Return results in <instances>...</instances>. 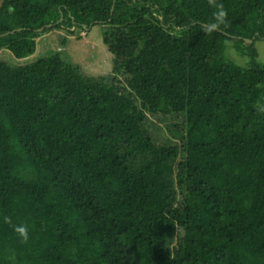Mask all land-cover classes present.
Masks as SVG:
<instances>
[{"label":"trees","instance_id":"obj_1","mask_svg":"<svg viewBox=\"0 0 264 264\" xmlns=\"http://www.w3.org/2000/svg\"><path fill=\"white\" fill-rule=\"evenodd\" d=\"M217 3L208 34V0H0L18 60L89 24L112 55L0 61V264H264V0Z\"/></svg>","mask_w":264,"mask_h":264},{"label":"rangeland","instance_id":"obj_2","mask_svg":"<svg viewBox=\"0 0 264 264\" xmlns=\"http://www.w3.org/2000/svg\"><path fill=\"white\" fill-rule=\"evenodd\" d=\"M73 30V28H71ZM81 33L79 28H75L72 35H67L64 31L45 33L41 36L33 55L22 60L16 59L10 52L0 50V61H3L11 66H19L25 63L32 62L37 53H40V47L45 46L47 50L52 52L62 51V55L66 61L75 66L82 75L87 77L101 78L111 74L112 55L108 52L107 47L103 44L102 35L104 28L99 24H89ZM81 33V34H80ZM67 38L64 47L59 45V40ZM252 40V39H250ZM258 57L264 60V37L255 43ZM61 49V50H60ZM229 58L235 59L240 64H244L245 60L239 58L232 49L227 50ZM154 123L153 135L159 142H164V139L170 138L173 143L179 142L177 137L167 133L164 124L156 120Z\"/></svg>","mask_w":264,"mask_h":264},{"label":"clouds","instance_id":"obj_3","mask_svg":"<svg viewBox=\"0 0 264 264\" xmlns=\"http://www.w3.org/2000/svg\"><path fill=\"white\" fill-rule=\"evenodd\" d=\"M210 6H213L216 11L213 13V20L204 26L203 31L211 34L218 30L221 25L226 23L227 12L222 3H217V0H208ZM261 112H264V107L260 108ZM5 222H10V218L5 217ZM23 240H27V229L25 227H18L15 229Z\"/></svg>","mask_w":264,"mask_h":264},{"label":"water","instance_id":"obj_4","mask_svg":"<svg viewBox=\"0 0 264 264\" xmlns=\"http://www.w3.org/2000/svg\"><path fill=\"white\" fill-rule=\"evenodd\" d=\"M205 26V25H204ZM245 42H247V43H250L251 42V40H245Z\"/></svg>","mask_w":264,"mask_h":264}]
</instances>
